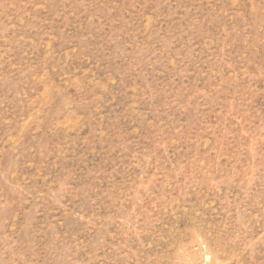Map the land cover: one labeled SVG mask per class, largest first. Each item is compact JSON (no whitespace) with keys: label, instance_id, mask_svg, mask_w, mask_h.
Masks as SVG:
<instances>
[{"label":"rangeland","instance_id":"rangeland-1","mask_svg":"<svg viewBox=\"0 0 264 264\" xmlns=\"http://www.w3.org/2000/svg\"><path fill=\"white\" fill-rule=\"evenodd\" d=\"M0 264H264V0H0Z\"/></svg>","mask_w":264,"mask_h":264}]
</instances>
